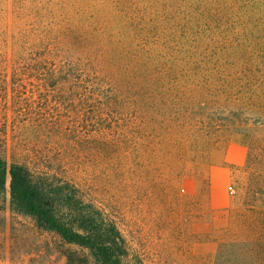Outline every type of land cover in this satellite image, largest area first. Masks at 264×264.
<instances>
[{
	"label": "rangeland",
	"instance_id": "rangeland-1",
	"mask_svg": "<svg viewBox=\"0 0 264 264\" xmlns=\"http://www.w3.org/2000/svg\"><path fill=\"white\" fill-rule=\"evenodd\" d=\"M117 7L0 0V151L77 190L116 223L131 260L215 264L223 212L245 176L244 132H214L199 151L188 128L157 118L155 91L124 88L133 71ZM79 61L94 72H62ZM58 246L0 194V264H68Z\"/></svg>",
	"mask_w": 264,
	"mask_h": 264
},
{
	"label": "trees",
	"instance_id": "trees-1",
	"mask_svg": "<svg viewBox=\"0 0 264 264\" xmlns=\"http://www.w3.org/2000/svg\"><path fill=\"white\" fill-rule=\"evenodd\" d=\"M115 1L125 18V71H133L124 88L155 91L157 118L188 128L199 151L209 150L214 132H244L245 176L236 179L234 204L223 212L215 264H264V1ZM61 70L94 72L80 61ZM6 193L13 212L58 240L68 264H144L129 258L116 223L77 190L0 151V194Z\"/></svg>",
	"mask_w": 264,
	"mask_h": 264
}]
</instances>
